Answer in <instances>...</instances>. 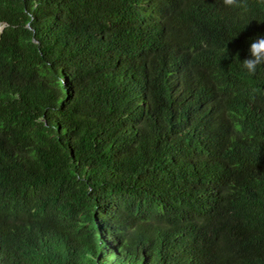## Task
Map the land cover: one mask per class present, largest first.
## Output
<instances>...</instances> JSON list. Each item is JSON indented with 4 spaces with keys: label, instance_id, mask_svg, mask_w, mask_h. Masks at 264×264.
<instances>
[{
    "label": "trees",
    "instance_id": "1",
    "mask_svg": "<svg viewBox=\"0 0 264 264\" xmlns=\"http://www.w3.org/2000/svg\"><path fill=\"white\" fill-rule=\"evenodd\" d=\"M247 3L0 0V264H264Z\"/></svg>",
    "mask_w": 264,
    "mask_h": 264
},
{
    "label": "clouds",
    "instance_id": "2",
    "mask_svg": "<svg viewBox=\"0 0 264 264\" xmlns=\"http://www.w3.org/2000/svg\"><path fill=\"white\" fill-rule=\"evenodd\" d=\"M222 7L234 10L243 18L249 11L247 0H220ZM259 3L264 4V0H259ZM239 54H237L238 58ZM239 59V58H238ZM240 65L248 75L254 76L258 69L264 68V35L254 38L247 50V56Z\"/></svg>",
    "mask_w": 264,
    "mask_h": 264
},
{
    "label": "water",
    "instance_id": "3",
    "mask_svg": "<svg viewBox=\"0 0 264 264\" xmlns=\"http://www.w3.org/2000/svg\"><path fill=\"white\" fill-rule=\"evenodd\" d=\"M4 26H5V24H0V32L2 31Z\"/></svg>",
    "mask_w": 264,
    "mask_h": 264
}]
</instances>
